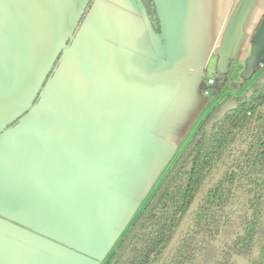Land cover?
<instances>
[{
    "label": "crops",
    "instance_id": "obj_1",
    "mask_svg": "<svg viewBox=\"0 0 264 264\" xmlns=\"http://www.w3.org/2000/svg\"><path fill=\"white\" fill-rule=\"evenodd\" d=\"M85 3L0 0V264H102L204 113L260 72L264 0H158L161 41L136 0H95L75 29Z\"/></svg>",
    "mask_w": 264,
    "mask_h": 264
},
{
    "label": "trees",
    "instance_id": "obj_2",
    "mask_svg": "<svg viewBox=\"0 0 264 264\" xmlns=\"http://www.w3.org/2000/svg\"><path fill=\"white\" fill-rule=\"evenodd\" d=\"M143 4L159 33L153 1ZM219 76L225 78L223 72ZM263 78L260 71L240 95L226 94L204 113L106 264H199L209 257L211 264H238L235 256L247 264L264 262ZM230 99L236 108L206 130L220 105ZM198 193L185 227L164 256ZM257 236L258 249L252 256Z\"/></svg>",
    "mask_w": 264,
    "mask_h": 264
},
{
    "label": "water",
    "instance_id": "obj_3",
    "mask_svg": "<svg viewBox=\"0 0 264 264\" xmlns=\"http://www.w3.org/2000/svg\"><path fill=\"white\" fill-rule=\"evenodd\" d=\"M138 5H139V8L141 10V14L143 15V18L145 19V21L147 22V25L149 26L150 28V32L154 35L155 38H157L159 41H161L163 39V35L165 34V31H164V25H163V21H162V18H161V15H160V11H159V3H158V0H152L153 1V4H154V8H155V17L156 19L158 20L159 22V27H160V31L159 33H156L152 27V24H151V20H150V17L147 15V12H146V9H145V6L143 4V1L142 0H136ZM91 2V3H90ZM95 0H86V3H85V6L83 8V11L81 12V15L79 17V20L77 22V25H76V28L75 29H78L81 27L86 15L88 14V12L90 11V9L92 8L93 4H94ZM90 3V5H88ZM254 38V42H256L257 46H258V51L260 49V47H262L264 45V15L260 21V24L257 28V30L255 31V34L253 36ZM67 47L64 45L63 49H66ZM161 48V47H160ZM261 63V61H256L255 59V62H254V65L256 66H259V64ZM220 74V73H219ZM207 75L206 74H203L201 73V82L204 84L205 83V77ZM262 82H264V79L261 80ZM251 94V91L248 92V96ZM214 95V93H211L210 96ZM232 95V94H231ZM217 96V93L215 94L214 98ZM235 96V95H234ZM221 97V98H220ZM220 100L219 102L222 100V96L220 95L219 96ZM217 102V103H219ZM237 106V103L235 102L234 99H230V100H227L225 102H223L219 109L215 112L214 116L209 120V122L205 125V129L210 131L213 123L217 122L218 120H220L227 112L231 111L232 109H235ZM200 193H198L195 198L193 199L192 203L190 204L184 218L182 219L179 227L177 228V230L175 231V234L170 242V246L176 241V239L178 238L179 236V233L180 231L183 229L187 219L189 218L192 210L194 209L199 197H200ZM263 215H264V201H263ZM264 217V216H263ZM264 264V262L262 263Z\"/></svg>",
    "mask_w": 264,
    "mask_h": 264
},
{
    "label": "flooded vegetation",
    "instance_id": "obj_4",
    "mask_svg": "<svg viewBox=\"0 0 264 264\" xmlns=\"http://www.w3.org/2000/svg\"><path fill=\"white\" fill-rule=\"evenodd\" d=\"M144 1V3H147V0H143ZM263 15H264V13H263ZM263 15H262V17H263ZM262 17H261V19H262ZM261 19H260V21H261ZM259 24H260V22H259ZM259 24H258V26H259ZM258 28V27H257ZM259 70L262 72V71H264V60L263 61H261V63L259 64ZM264 79V78H263ZM252 82V81H251ZM250 82V83H251ZM249 83V84H250ZM248 84V85H249ZM247 85V86H248ZM247 86H245V87H243V90L247 87ZM212 93V92H211ZM247 94H248V92H247ZM224 93H223V97H224ZM158 182V181H157ZM150 195V194H149ZM149 197V196H148ZM148 199V198H147ZM146 199V200H147ZM146 200L143 202V204L146 202ZM263 201H264V199H263ZM143 204L141 205V207L139 208V210L137 211V213L135 214V216L133 217V219L129 222V224L127 225V227L125 228V230L123 231V233H122V235L119 237V239L117 240V242L115 243V245L113 246V248L111 249V251L108 253V255H107V257H106V259L104 260V262L102 263V264H106V262H107V259H108V257H109V254L115 249V247H116V245H117V243L119 242V240L123 237V235L125 234V232H126V230H127V228L130 226V224L133 222V220L135 219V217L137 216V214H138V212L140 211V209L142 208V206H143ZM187 212V211H186ZM262 212H263V205H262ZM186 214V213H185ZM185 214H184V216H185ZM184 216H183V218H184ZM264 216V215H263ZM182 218V219H183ZM189 219V218H188ZM187 219V220H188ZM263 220H264V217H263ZM182 221V220H181ZM181 223V222H180ZM186 223H187V221H186ZM186 223H185V225H186ZM180 225V224H179ZM185 225H184V227H185ZM179 227V226H178ZM177 227V228H178ZM183 227V228H184ZM177 230V229H176ZM183 230V229H182ZM181 230V231H182ZM181 231H180V233H181ZM180 233H179V235H180ZM175 234V233H174ZM262 235H263V238H264V233H262ZM174 236V235H173ZM179 237V236H178ZM173 238V237H172ZM178 239V238H177ZM177 239H176V241H177ZM172 240V239H171ZM171 240H170V242H171ZM175 241V242H176ZM170 242H169V245H168V248H167V250H166V252L164 253V256L168 253V251H169V249L174 245V243L170 246ZM258 243H259V241H258V236L256 237V239H255V244H254V248H253V252H252V256H255L256 255V253H257V249H258ZM211 258L209 257L207 260H204V261H202V262H200L199 264H211L212 263V261L210 260ZM235 259H236V261H237V263L238 264H247V262H246V260L243 258V257H240V256H235Z\"/></svg>",
    "mask_w": 264,
    "mask_h": 264
},
{
    "label": "built area",
    "instance_id": "obj_5",
    "mask_svg": "<svg viewBox=\"0 0 264 264\" xmlns=\"http://www.w3.org/2000/svg\"><path fill=\"white\" fill-rule=\"evenodd\" d=\"M214 84V80L211 76H206L205 78V84L201 88V93L204 96H210L211 95V90L209 89V86Z\"/></svg>",
    "mask_w": 264,
    "mask_h": 264
},
{
    "label": "rangeland",
    "instance_id": "obj_6",
    "mask_svg": "<svg viewBox=\"0 0 264 264\" xmlns=\"http://www.w3.org/2000/svg\"><path fill=\"white\" fill-rule=\"evenodd\" d=\"M256 61H263L264 60V45L262 47H260L257 56H256ZM256 68V66L254 65V69Z\"/></svg>",
    "mask_w": 264,
    "mask_h": 264
}]
</instances>
